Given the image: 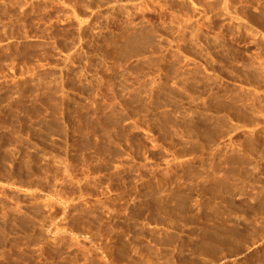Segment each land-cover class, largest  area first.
I'll list each match as a JSON object with an SVG mask.
<instances>
[{
	"label": "rangeland",
	"instance_id": "rangeland-1",
	"mask_svg": "<svg viewBox=\"0 0 264 264\" xmlns=\"http://www.w3.org/2000/svg\"><path fill=\"white\" fill-rule=\"evenodd\" d=\"M0 264H264V0H0Z\"/></svg>",
	"mask_w": 264,
	"mask_h": 264
}]
</instances>
